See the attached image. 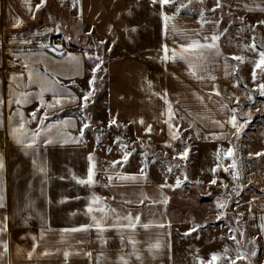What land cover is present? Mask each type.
Instances as JSON below:
<instances>
[{"label":"crops","instance_id":"0c3cea01","mask_svg":"<svg viewBox=\"0 0 264 264\" xmlns=\"http://www.w3.org/2000/svg\"><path fill=\"white\" fill-rule=\"evenodd\" d=\"M138 2L78 0L73 7V0H46L37 10L40 0H0V154L4 160L0 171V195L4 204L0 207V264H124V261L180 264L185 258L193 259L195 264L200 258H210L207 235L203 241L199 238L203 235V224L197 232L184 235L193 227L190 224L193 220L185 218L189 206L178 208L171 201L170 187L161 188L169 182L155 181L151 174L147 177L148 174L107 173L98 152L91 148L90 126L84 129L79 143H65L69 137L79 138L82 123L89 124L94 95L102 103L101 121L109 124L114 119L116 123L112 125L124 129L130 142L166 145L169 105L171 112L201 134L219 136L228 132L231 110L215 92L232 90L235 61L223 51L219 19L166 11L172 17L166 30L157 6V13L150 12L158 24L155 37H150L148 44H139L133 21ZM221 4L242 15L264 17L261 10L264 0H221ZM18 20L21 23L16 26ZM203 21L207 22L202 26ZM173 26L202 42L204 37L219 34V55L206 52L207 59L195 61L202 63L206 72H197L194 76L187 62L171 59V50L183 43ZM90 41L97 46L94 55L103 60L95 72L96 84L100 81V70L103 73L101 95L98 87L90 89L88 83L94 66L100 63L88 59ZM163 45L169 49L167 61L162 58ZM55 46L64 55L55 54L51 50ZM69 56L77 60H70ZM30 69L35 83L28 82ZM48 73L57 87L66 89L74 97L93 91L83 112L79 99L72 101L67 97L62 99V106L40 108V78ZM24 92L29 94V102L12 103ZM52 100V92H44V101ZM256 110L264 116V100L257 104ZM34 111L38 118L47 111L50 119L39 125L31 120L30 114ZM18 113L30 121L25 124L29 136L23 145L16 143L12 136V129L20 122ZM61 121H74V126H65ZM149 126L151 132L146 131ZM37 131L35 144L27 147L31 133ZM258 134V153L262 155H256L252 172L257 188L264 190V126L259 127ZM92 141L93 145L95 139ZM89 156L94 161H89ZM34 160L46 167L45 173L37 171ZM93 163L95 185L78 184L73 176L86 178ZM121 176L137 179L121 180ZM93 196L101 200L93 208L116 211L107 217L98 211L86 213ZM145 196L148 199L139 203ZM165 198L167 204L162 203ZM258 205L264 210V196L259 197ZM128 213L140 218L135 230L119 226L127 223L123 217ZM93 215L103 220L104 231L95 227ZM199 222H203L202 218ZM143 224L149 227L145 229ZM161 224L164 227L158 226ZM72 228L87 230L63 232ZM203 243L206 250H197ZM157 244L159 247H155Z\"/></svg>","mask_w":264,"mask_h":264},{"label":"rangeland","instance_id":"374dc122","mask_svg":"<svg viewBox=\"0 0 264 264\" xmlns=\"http://www.w3.org/2000/svg\"><path fill=\"white\" fill-rule=\"evenodd\" d=\"M183 3L187 8L180 14L219 19L223 51L231 57H244L243 63L234 60L235 80L232 90H222L218 95L229 105L231 116L232 110L235 109L238 126L243 124L240 131L237 132L230 124L227 133L206 136L188 126L172 112L170 121L172 133H175L178 139H172L167 123L166 145L171 144V147L151 145L149 142L139 140L130 142L125 130L119 125L109 126L107 122L101 121L102 103H98L97 96L94 95L91 99L93 100L91 103H94L90 107L89 116L91 148L98 152L100 163H103V168L109 174H148L147 177H151V174L155 181L169 182L168 184L172 186L171 201L175 202L178 208L181 205L189 206L185 218L193 220L190 224L193 226L203 224L204 231L201 232L203 235H199L202 236L199 238L203 241L207 235L211 245L208 250L210 255L223 253L227 248L231 257H235L237 250L246 254L247 259L238 261L237 264H264V231L261 229V225H264V210L258 205L259 197L264 196V190L257 188L252 172L256 154L259 152L258 129L264 126V116L256 110L257 104L264 100V95L258 87L264 83V74L257 69L256 79L253 80L254 61L258 57L248 49L249 45L255 43L259 49L264 50V25L259 23L264 21V17L242 15L240 11L223 6L213 12L211 9L216 6L214 0H190V2L183 0ZM157 6L159 7L154 5L152 0H139L136 17L133 19L134 26L138 30L137 43L148 44L150 37H155L158 24L150 12L157 13ZM163 11L175 12V7L165 6ZM95 42L97 43V40ZM95 42H89L92 57H96ZM53 48L58 49L56 52L53 51L55 54H60L59 47H52L51 50ZM98 76L100 81L94 84V89L97 90L98 87L101 95L103 87L101 70ZM245 85L259 90H252ZM168 118L169 111L167 120ZM125 145L127 147H124ZM185 145L188 150L187 158L174 159L178 152L185 150ZM229 149L232 150L231 157L226 155ZM125 153H130L126 161L123 160ZM233 160L236 162L235 168L230 167ZM114 161L120 163L113 167ZM169 167H172L171 172L168 171ZM225 168L229 170L225 171ZM234 175H238L239 178L234 179ZM177 178L182 181L179 187L175 186ZM211 179H215L216 183L209 182ZM232 184L236 185V189L229 192L228 188ZM220 204L224 207H218ZM201 218L203 222H199ZM233 235L239 244L229 239ZM253 240L255 243H250ZM205 247L203 243L197 250H206ZM252 252L256 254L253 256ZM201 259L206 261L209 258H200L195 264H199ZM180 261V264H194L193 259L185 258ZM218 264H228V261L221 260Z\"/></svg>","mask_w":264,"mask_h":264},{"label":"snow or ice","instance_id":"6c2138e0","mask_svg":"<svg viewBox=\"0 0 264 264\" xmlns=\"http://www.w3.org/2000/svg\"><path fill=\"white\" fill-rule=\"evenodd\" d=\"M190 2V0H189ZM46 3V0H40V3L36 5V9L39 10L43 4ZM78 3V0H73V7L76 6V4ZM152 3L154 5H159L161 12L160 15L162 16L164 22H165V29L167 30L168 27V22L172 19V17L168 16L167 14L164 13L163 9L165 8V6H169V7H175V13L174 15H178L180 14L184 9L187 8V5L185 3H183V0H152ZM222 4H221V0H216V6L215 8L211 9V11L215 12L216 9L221 8ZM31 5L29 4V11H31ZM264 10V9H261ZM201 16H203V14L201 13ZM242 20V18H241ZM207 21H203L202 22V26L203 23H205ZM19 23H21V21H17V25H19ZM261 25H264V21H260L259 22ZM51 31V29L49 30ZM173 31L176 33L177 37L183 41V43L179 44L178 49L177 48H173L171 50V59H173V61H175L176 59H180V60H184L185 62H187L189 64V70L191 72L192 75H196L197 72H206V69L203 67L202 63H197L195 61H201L204 59H207V57L205 56V53L207 52L208 55H219V50L217 47V41L219 40V34L214 33L211 37H204L202 42L200 39H196L190 36H187V34L182 33L180 31H178L177 29H175V27L173 26ZM226 31V30H225ZM42 47H48L47 45H42ZM248 49L250 51H252L254 54L257 55L258 59H256L254 61V67H253V71H252V78L253 80L256 79L257 76V72L256 70L259 69L261 71L262 74H264V50H261L257 47V45L255 43H252L251 45L248 46ZM212 50H215V52H213ZM52 51L56 52L58 51L57 48H53ZM162 51L164 53L163 55V60L167 61L170 57H169V49L167 47V45H163L162 46ZM61 55H64L62 52L60 53ZM70 60L76 61L77 58L74 56H69L68 57ZM88 59H95L100 61V63H97L94 68H93V76L92 79L89 80V87L90 89L93 88L94 83H95V72L97 70H99L101 68V65L103 64V60L99 57H92V56H88ZM231 59L236 60V61H240L241 63L244 62V57L242 56H233ZM25 67H27V65H25ZM47 72V70H45ZM31 72L32 70H29V79L28 82L29 83H35V81L33 80L32 76H31ZM51 74L48 73V75L41 77V92L39 94V99H40V108H55L57 106H62V99H64L65 97H67L68 99L75 101L77 99H79L81 101V112H83V109L86 108L88 106V102L90 100V98L93 95V91L89 90L85 93L82 94L81 97L77 98L71 95L70 92H68L66 89L62 88V87H57V82L54 79H50ZM200 79H204L205 76H200ZM211 79H215V77H210ZM13 80L16 79V77L12 78ZM261 90V94L264 95V84H260L258 86ZM46 91H50L53 94V100L49 101V102H45L44 101V92ZM216 95H219V92L216 91L215 92ZM29 102V94L24 92L20 94V98L12 101V103L15 104H24ZM165 103H168L167 100H165ZM237 103H239V100L237 99ZM40 108H37L36 111H40ZM169 118L166 121V123L169 124V133L172 136V139H178V136L175 133H172V124L170 123L171 119H172V112H171V107L169 105ZM18 115L20 116V122L19 124L12 129V136L13 139L16 141V143L18 144H24L25 143V138L29 136V132L28 130L25 128V124L30 122V121H26L24 119L23 113H18ZM31 116V120L33 121H37L39 125H44V122L48 119H50L49 113L47 111H45L41 117H37L36 112H32L30 114ZM87 119V118H86ZM141 123H143V121H140ZM62 124H64L65 126L69 125V124H73L74 126V121H61ZM116 121L113 119L109 122V126H111L112 124H115ZM215 123H219L218 121ZM229 123L231 124V126L233 128L236 129L237 132L240 131V127L243 126V124L241 123L238 126V121H237V115L235 112V109L232 110V116L229 120ZM54 125H49V127H52ZM221 127H223V125H220ZM89 128V124L84 122L82 123V127L80 128V133H79V138L77 137H69L67 140H65V143L68 142H72V143H79L80 142V138L83 137L84 135V129ZM147 132H151V126H149L146 129ZM39 135V132H32L31 133V143L27 144V147H32L35 142H36V137ZM119 139V138H118ZM51 142V141H49ZM166 146L171 147V144H167ZM124 147H127L126 145ZM109 151H111V149H109ZM130 153H125L123 156V160H127L128 156ZM228 157L232 156V150L229 149L227 154ZM256 155H262L261 153H257ZM188 156V150H187V146L185 145V150L183 152H178L176 154V156L174 157V159H186ZM89 161H94V157L89 156L88 157ZM120 163V161H114L113 162V167H115L116 164ZM33 165L34 167H36L37 171L40 173H45L46 172V167L42 164V163H38L37 161H33ZM94 163L88 168L87 170V176L86 178H78L73 176V179L76 180V182L80 185H87V186H94L96 183V180L94 179ZM175 167H180V165H175ZM231 168H235L236 167V162L235 160L232 161ZM4 168V160H3V155L0 154V171H2ZM225 171H228V168L224 169ZM143 171V170H141ZM168 171L171 172L172 171V167L168 168ZM215 171V170H213ZM234 179H238V175H234L233 176ZM109 182H111L112 177L110 176L109 178ZM121 180H136L137 177L135 176H121L120 177ZM186 179V177H185ZM181 180L179 178L176 179V187H179L181 184ZM212 184L216 183V180L213 179L211 181ZM163 187H172L171 185H167V184H163L161 185V188ZM235 191V189H234ZM114 199V197H113ZM145 199H148L147 196L143 197V199H141L139 201V203H143ZM63 202V201H62ZM167 198H165L162 203L167 204ZM126 203H131V201H126ZM101 204V200L99 197L93 196L92 200L90 201L89 205L86 208V213L91 214L94 211H98L102 214L103 217H107L110 213H114L116 210L115 209H106L105 207H97V208H93V205H99ZM3 196L0 195V207H3ZM218 207H224L223 204L218 205ZM219 218V217H218ZM7 219V218H5ZM93 221L95 222V227L99 230V231H104L105 227L103 225V220L102 219H97V217L95 215L92 216ZM123 219L125 221H127L126 224H120V227H125L131 230H135L137 224L140 221L139 216L133 217V215L131 213L126 214ZM118 223H119V218H118ZM112 226H116V225H112ZM142 227H144L145 229H147L149 227L148 224H143L141 225ZM159 227H164L163 224L158 225ZM91 227V226H89ZM202 227L201 225H195L192 228H190V230L188 232H185L184 235H190L192 232H197L198 229ZM6 228V225H5ZM261 229L262 231H264V225H261ZM87 228H72V229H65L63 230V232L65 233H74V232H79V231H86ZM43 235V234H42ZM35 239V238H33ZM229 239H232L233 241H236V237L235 235L230 236ZM237 244H239V241H236ZM250 243H255V241H251ZM5 250H7V244L3 245ZM155 247H159V244L155 245ZM255 252H252L251 255H255ZM67 255V253H66ZM89 255H91L89 253ZM29 256H31V254H29ZM137 259H139V257H137ZM247 256L244 252L237 250V253L235 255V257H231L228 255V249L225 248L223 253H212L210 255V258L208 260H199V264H218L219 261L221 260H226L228 261V264H237L238 261L241 260H246ZM121 260L124 261V258L121 257ZM124 264H127L126 261H124Z\"/></svg>","mask_w":264,"mask_h":264},{"label":"built area","instance_id":"2783aa9c","mask_svg":"<svg viewBox=\"0 0 264 264\" xmlns=\"http://www.w3.org/2000/svg\"><path fill=\"white\" fill-rule=\"evenodd\" d=\"M234 189H236V185L235 184H232L229 188H228V191H234Z\"/></svg>","mask_w":264,"mask_h":264},{"label":"trees","instance_id":"16d2710c","mask_svg":"<svg viewBox=\"0 0 264 264\" xmlns=\"http://www.w3.org/2000/svg\"><path fill=\"white\" fill-rule=\"evenodd\" d=\"M70 45V44H69ZM63 53V52H62ZM240 87H243L242 85L239 84Z\"/></svg>","mask_w":264,"mask_h":264}]
</instances>
